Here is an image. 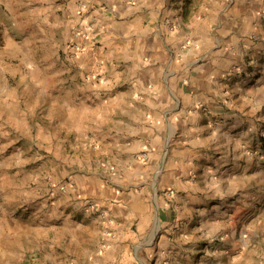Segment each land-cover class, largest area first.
<instances>
[{
    "label": "crops",
    "instance_id": "crops-1",
    "mask_svg": "<svg viewBox=\"0 0 264 264\" xmlns=\"http://www.w3.org/2000/svg\"><path fill=\"white\" fill-rule=\"evenodd\" d=\"M187 1L70 0L61 12L56 1L53 6L47 0H0V153L9 152L0 158L20 171L36 161L29 154L34 146L86 153L88 160L103 165L102 173L76 165L81 175H72L75 188L63 194V206L78 216L95 213L98 217L94 210L85 209L91 197L113 224L138 216L144 230V212L154 201L150 189L156 191L162 207L170 201V206L186 209L197 199L183 181L184 175L200 171L184 173L180 168L194 164L206 170L214 162L215 180L225 176L232 181L244 162L248 176L252 160L237 156L241 148L237 141L244 133H233L243 120L229 118L223 109L228 99L243 113L247 104L264 102V0H208L210 5L196 0L189 19L184 12ZM50 11L55 17L61 12L77 21L83 18L93 27L87 35L100 45L92 47L88 39L86 51L76 53L79 56L64 78L60 67L53 70V80H41L11 59L16 53L14 36L34 35L36 18L45 21ZM45 28H40L44 34ZM235 67L253 69L256 76L253 80L235 77L231 93L224 96V78ZM43 113L51 119L49 124L41 123ZM95 139L102 147L90 155L87 145ZM142 148L150 152L144 164L135 157ZM103 150L112 152L99 157ZM54 159L63 164L60 156ZM4 166L1 161L0 168ZM108 168L116 169L113 181L97 180L95 175L104 179ZM13 171L9 173L19 175ZM52 191L43 188L37 197L47 198L29 213L31 206L23 201L25 207L18 215L9 210L0 218V264H12L20 250L22 262L30 236L47 234L42 225L49 216L42 208ZM62 199L58 195L52 208L59 209ZM92 219L98 221L94 215ZM121 227L119 223L102 229L107 233L113 229L120 240H104L102 264L113 263V255L126 246L121 242L125 234L126 242L131 239V232ZM95 256L98 253L92 252L87 263L101 264Z\"/></svg>",
    "mask_w": 264,
    "mask_h": 264
},
{
    "label": "rangeland",
    "instance_id": "rangeland-1",
    "mask_svg": "<svg viewBox=\"0 0 264 264\" xmlns=\"http://www.w3.org/2000/svg\"><path fill=\"white\" fill-rule=\"evenodd\" d=\"M47 1L53 6L54 1L60 3L62 12L66 10L65 6L70 0ZM195 2L196 0H188L186 3L187 9L184 12L188 19L193 15ZM205 4L212 3L206 0ZM61 12L58 17H55V14L50 11V18L48 17L45 21L39 17L36 18L34 35L14 36L16 53L11 59L12 62L23 63L31 72H36L41 80L48 77L53 80V70L60 67L65 74L63 78L66 76L67 67L73 65L79 56L71 50L73 43L81 47L80 54L86 51L85 42L88 39H91L92 47L100 45L96 42L97 38H91L92 35L84 32L75 35L77 30L89 26L83 23V18L77 21V17H73L72 14L69 13L63 17ZM44 25H46L44 29L46 34L40 30ZM38 31L40 34H37ZM96 64L101 66L102 62H96ZM240 76L245 80H253L256 74L254 75L253 69L244 70L240 67L232 69L224 78L226 84L224 96L225 93H231V84H234L235 77ZM227 103L224 104L228 107L223 109V113L233 120L235 118L239 121L243 120L242 124L238 122V127L233 130V133H244V136L239 137L241 141H237L241 147L238 149L237 156L240 160L246 158L252 160L248 176L244 173V162H241L240 167L236 169L232 181L225 176L223 179L215 180L214 162L211 163L212 168L206 170L205 167L194 164L180 168L184 173L186 171L189 173L191 169L200 171L199 173L190 172L186 177L184 175L183 181L185 185H189L191 192H196L193 196L197 199L186 209L178 210L170 206V201L164 208L159 204L160 197L156 191L150 189L154 201L144 212L147 230L143 229V223H140L138 216L123 220L124 223L119 221L122 224L121 230L123 229L125 233L131 232L129 237L131 239L126 242V234L121 238L122 244L126 243V246L123 245L113 255L112 264H264V102L259 106L247 104L246 113L238 110L231 99L230 101L228 99ZM44 113L39 114L41 123L49 124L51 119L43 116ZM245 143L248 146L243 149L242 146H245ZM87 146L88 150H91L90 155L92 152L98 153L102 147L96 139L90 141ZM111 152L104 151L99 157L109 155ZM113 153L115 154V151ZM145 153L148 156L144 160L142 156ZM6 154L9 155L8 150L0 153L4 157ZM29 154L33 160L36 158V161L28 164L26 168H20V171L15 170L13 166H8L9 162L6 158H0V162L4 161L5 164L3 169L0 168V218L5 213L8 214L9 210L16 211L18 215L19 211L25 207L23 201H27L28 203L25 204L31 206L27 210L29 213L39 201L47 198L40 199L37 196L41 194L43 188L48 187L53 191L49 193V200L42 208L49 216L42 226H46L48 230L47 234L38 238L30 236L26 243L24 260L22 262L20 260L23 254L20 250L21 254L14 258L12 264H88L92 252L98 253L99 256L95 257L102 264L104 259L100 253L104 240L112 238V242L120 241L119 238H115L113 229L108 233L102 229L111 225L117 226L119 223L113 224V219L106 217L102 206L100 207L99 203L91 197L86 199L85 209L97 212L98 217L92 212L91 216H96L98 221L93 219L90 221L91 216L87 218L78 216L75 211L71 212L69 208L63 206L65 204L63 194L75 188L74 178L71 177L76 174L81 175L77 171L78 166L84 167L86 172L95 173L98 169L101 174L103 165H99L94 160H88L86 153L82 154L75 148L69 151L63 147L61 151L56 152L47 147L40 150L34 146ZM55 156L63 159L62 165L55 161ZM135 157L144 164L149 161L150 152L142 148L135 152ZM72 159L75 160L74 163L71 162ZM93 159L96 160V158ZM72 164L75 168L71 167ZM40 165L46 168L40 169L42 167ZM11 170H14V173L18 171L19 175H11L9 173ZM204 170L208 172L204 173ZM115 171L116 169L108 168L106 171L108 174L104 179L99 175L95 176L100 181L107 179L113 181L111 175L115 174ZM7 173L10 175L6 176ZM160 173L161 169L158 174ZM45 182L47 186L42 185H45ZM58 195H62V204L59 209H53L52 203L56 201ZM16 204H20L21 207L13 208ZM51 215L53 218H50ZM161 217H164V222L160 221ZM174 224L178 226L173 228ZM9 249L8 246L7 250Z\"/></svg>",
    "mask_w": 264,
    "mask_h": 264
},
{
    "label": "built area",
    "instance_id": "built-area-1",
    "mask_svg": "<svg viewBox=\"0 0 264 264\" xmlns=\"http://www.w3.org/2000/svg\"><path fill=\"white\" fill-rule=\"evenodd\" d=\"M92 28H93V27H91V26H86V27H84V28H81V29H79V30L76 31L75 35H79V33H81V32H84V33H86V34H89V33L92 32ZM80 49H81V47L79 46V44H76V43L74 44V43H73L71 50H72L74 53H78V52L80 51ZM147 156H148V155L145 153V154L142 156V158L145 160V159H147Z\"/></svg>",
    "mask_w": 264,
    "mask_h": 264
}]
</instances>
